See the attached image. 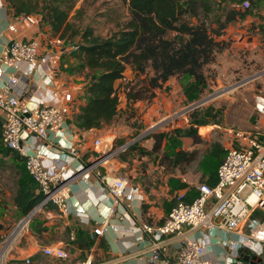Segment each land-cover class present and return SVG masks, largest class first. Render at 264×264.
Listing matches in <instances>:
<instances>
[{"label": "crops", "instance_id": "crops-1", "mask_svg": "<svg viewBox=\"0 0 264 264\" xmlns=\"http://www.w3.org/2000/svg\"><path fill=\"white\" fill-rule=\"evenodd\" d=\"M38 16L37 24L24 26L19 23L16 25V30H11L10 26L14 23L15 16L9 3L6 0H0V55L14 38L36 37L40 40L42 54L45 58L34 67L25 62L21 63L19 73L17 72L21 78L18 87L23 89L20 98L29 106L37 107L43 104H60L63 102V95L70 92L72 114L68 117L67 124L59 135L51 134L48 140L42 142L32 136L29 142L33 149L45 152L43 162L48 167L63 160L70 167L77 169L80 163L89 164L99 156L94 151L95 139L117 136L118 133L114 131L111 124L87 130L75 126L74 115L79 110V106L86 101L87 80L82 73H74L67 69L74 59L65 49L61 50L59 67L53 71L49 70L45 60L48 52L58 49V46L53 43L57 34L53 32L51 24L44 20L42 15ZM238 20L236 30L231 27L232 31L235 30L234 36L239 49L237 51L240 54L247 52L248 55V50L252 49L249 53L250 57L262 63L264 70V5L252 9L244 18ZM130 71L128 69L127 73ZM14 72V68L5 67V74L0 77V88L8 82L10 75ZM162 89L163 86L156 89V96L152 101L158 102L162 98L166 105V102H170V96H167V92L161 91ZM156 104L141 115L146 122L157 114L158 120L163 118L159 112L155 111ZM254 107L255 121L249 124L253 129L246 130L253 132L264 142V94L256 95ZM214 125L208 126L213 127ZM199 128L202 129L201 126ZM229 130L231 128H225V140L220 142L226 150L234 142ZM199 133L204 137V141L210 139L207 134ZM166 142L158 150H163ZM214 142L217 141L206 144L205 155L209 154ZM71 144L78 149L79 157H75L67 149ZM182 147L185 150L195 148L200 150L202 143L195 144L192 138L183 137ZM199 156L200 153L190 164L170 171L169 188L173 186L174 190L163 198L153 196L142 183L132 181L127 177L129 184L125 195L115 205L113 212L110 210L113 200L106 186L115 177L122 176L120 175L121 169L126 166L127 162H122L114 158L115 156L112 157L101 166V170L106 174V185L101 183L95 172L80 176L72 182L71 200L77 205L79 211L77 214L74 211L63 214L53 205L50 209L41 208L40 213L26 224L14 240L20 243L21 236L26 235L24 238L26 245L18 247L16 254L12 255V258L17 260L15 264H23L24 259L28 257H39L38 254H44L42 247L50 244L63 246L67 250L68 258L59 261L62 264H88V262L90 264H176L180 247L191 238H199L204 243L203 258L219 264H234L246 249L244 243L250 232V224L256 222L264 226L263 211L254 210L248 223L238 231L221 227L217 222L210 227L184 226L180 233L164 236L159 241L161 256L157 260H152V238L141 227L145 222L154 225L161 224L182 194H186L187 199L192 201L198 195L199 184L214 185L217 182L215 166L212 169H208L207 165L202 168L204 165L200 164ZM208 161L206 160L205 163L208 164ZM199 164L200 169H192L193 165L199 166ZM214 200V197L210 198L208 207ZM262 244L263 252L258 255L264 261V241ZM35 260L37 259H34L32 263H36ZM237 264L250 263L241 258Z\"/></svg>", "mask_w": 264, "mask_h": 264}, {"label": "trees", "instance_id": "trees-1", "mask_svg": "<svg viewBox=\"0 0 264 264\" xmlns=\"http://www.w3.org/2000/svg\"><path fill=\"white\" fill-rule=\"evenodd\" d=\"M6 1L15 17L31 13L42 15L51 24L56 37L63 40L58 48L75 46L68 50L76 62L69 69L85 74L87 96L73 122L83 130L102 128L115 122L121 111L120 84L117 81L127 84L126 107L129 109L140 100L152 101L156 89L173 77L189 75L201 91L207 84L205 66L215 60L218 52L227 48L223 36L229 23L264 5V0H251V6L244 11L220 12V3L226 0H126L129 18L121 28L106 36L85 28L79 33L80 40L70 43L67 36L69 33L77 34L76 27L68 10L59 2ZM128 69L135 77L144 75V78L137 85L130 80L122 81ZM207 124L208 120L200 117L196 108L189 114L187 126L173 128L161 154L164 168H182L198 157L200 150H185L182 138L190 137L195 144L202 143L204 137L199 133V127ZM2 125L3 118L0 117V155L10 156L17 164V189L13 203L21 216H26L42 199L40 185L28 171L26 158L4 144ZM156 137L153 149L158 150L161 138ZM223 153L225 158L227 150L219 142H214L206 154L209 155L207 168L215 166L216 175L224 160ZM179 201L192 202L186 194H182L174 205ZM51 207L52 204L44 206L45 209Z\"/></svg>", "mask_w": 264, "mask_h": 264}, {"label": "built area", "instance_id": "built-area-1", "mask_svg": "<svg viewBox=\"0 0 264 264\" xmlns=\"http://www.w3.org/2000/svg\"><path fill=\"white\" fill-rule=\"evenodd\" d=\"M242 9L251 6V0H241ZM39 22L35 13L22 14L15 17L10 29L16 30L17 24L32 26ZM56 45H62L63 40L56 37ZM75 46L51 50L47 53L46 64L53 71L60 65L61 50H71ZM42 44L39 39L14 38L0 55V77L5 74V67H12L8 82L0 88V115L3 118L2 139L6 146L16 149L26 158V167L30 174L38 181L42 199L37 209L44 208L46 204L56 206L63 214L79 211L77 205L71 200V185L78 177L90 172H95L101 183L107 184L106 174L101 166L112 157L124 151L128 144L115 145L113 137H102L94 140V151L99 155L89 164H81L78 172L65 161L55 163L48 167L44 164L45 152L33 149L29 142L32 136L39 141L48 140L51 134L59 135L67 124L68 117L72 114L70 92L63 95L60 104H43L31 107L21 98L23 89L19 88L21 78L19 73L21 63H28L34 67L45 57L42 54ZM18 72V73H17ZM128 75L122 81H128ZM232 134L233 144L227 148L224 160L217 170V182L214 185L201 183L198 185V195L192 202L179 201L172 207L163 223L154 225L143 223V231L152 238V260L161 256L159 241L167 235L180 233L184 226L210 227L216 222L229 230H240L245 226L254 210L264 212V142L253 132L242 129L229 130ZM75 157L78 149L74 144L67 147ZM57 160L58 158H54ZM129 179L117 176L107 184V189L113 203L110 210L113 212L115 205L125 195ZM211 197L214 201L208 207ZM29 222V221H28ZM27 222V223H28ZM14 229L11 236L0 243V264H7L5 260L9 245L17 238L26 224ZM264 241V226L256 222L250 224V232L245 241L246 251L262 253ZM205 245L199 238L188 239L179 249L176 264H219L202 257ZM259 251V252H258ZM44 255L53 259H67L68 252L63 246L46 245L42 247ZM30 263V258H26ZM90 264V262H88ZM232 264V263H229Z\"/></svg>", "mask_w": 264, "mask_h": 264}, {"label": "rangeland", "instance_id": "rangeland-1", "mask_svg": "<svg viewBox=\"0 0 264 264\" xmlns=\"http://www.w3.org/2000/svg\"><path fill=\"white\" fill-rule=\"evenodd\" d=\"M52 1L53 4L59 2L64 9L68 10L70 20L76 27L77 34L69 33L67 36L70 43L78 42L80 40L79 33L85 28H90L94 33L106 36L121 28L129 18V6L126 0ZM240 2L241 0L223 1L220 3V12L244 11L239 5ZM238 19L231 21L226 28L223 37L227 48L218 52L215 60L205 66L207 84L201 91L198 83L189 75L173 77L163 85L161 90L170 96V102H166V105L162 98L158 102L144 99L138 102L136 106L133 104L129 109L126 107L127 84L119 81L121 111L115 122L111 124L114 131L118 133L117 136L112 137L117 147L129 141L128 146L130 147L114 158L127 162L126 166L122 167L120 175L142 183L153 196L163 198L174 190L173 186L169 188L168 179L172 169H166L161 164L162 149H153L156 136H160L159 145L162 147L173 128L189 124V114L194 109L197 108L199 116L209 122V124L201 126L202 129L199 128V132L207 134L210 138L202 142L200 149V164L204 165H201L202 168L206 167L205 162L209 160V157L205 155L206 144L214 140L219 143L225 140V128L253 129L249 124L255 121V97L258 94H264V70L262 63L250 57L249 53L252 52V49L248 50V55L247 52L240 54L237 51L239 49L236 45L234 31L238 26ZM231 27L235 30L232 31ZM75 64L74 61L70 66L73 68ZM73 70L75 71V69ZM74 73H78V71ZM82 75L87 80L85 74L82 73ZM127 75L134 85H137L144 78V75L140 78L135 77L132 71L128 72ZM204 99L207 100L198 106H194ZM153 104L157 105L155 111L159 112L163 118L158 120L157 114L146 122L141 115ZM189 107L191 108L187 110ZM154 121L157 122L154 123ZM212 124L215 125L213 127L208 126ZM200 164L199 166L193 165L192 169H200ZM16 166V162L10 156L0 155V243L8 239L22 219L26 217L21 216L13 203L18 178ZM39 213L40 209L32 218ZM25 236H21L20 243L13 241L9 245L5 256L7 264H15L17 261L12 258V255L16 254L18 247L26 245ZM38 256L30 257L31 263L29 264H62L59 259L53 260L44 254H38ZM34 259H37L35 260L36 263H32ZM23 264H28L25 259Z\"/></svg>", "mask_w": 264, "mask_h": 264}, {"label": "water", "instance_id": "water-1", "mask_svg": "<svg viewBox=\"0 0 264 264\" xmlns=\"http://www.w3.org/2000/svg\"><path fill=\"white\" fill-rule=\"evenodd\" d=\"M207 99L202 100L201 102H198L194 106H198L199 104L205 102ZM193 106V107H194ZM191 107H189L187 110H189ZM82 167H79L75 169L72 173L78 172ZM37 207H35L28 215H26L25 218L22 219V221L19 223V226H22L23 224L27 223L31 220L32 216L37 212ZM243 258L245 261H248L250 264H264L263 258L259 256L257 253H251L250 251H244L242 252L241 257L237 258L234 264H237V262Z\"/></svg>", "mask_w": 264, "mask_h": 264}, {"label": "bare ground", "instance_id": "bare-ground-1", "mask_svg": "<svg viewBox=\"0 0 264 264\" xmlns=\"http://www.w3.org/2000/svg\"><path fill=\"white\" fill-rule=\"evenodd\" d=\"M206 130H207V128H206Z\"/></svg>", "mask_w": 264, "mask_h": 264}]
</instances>
